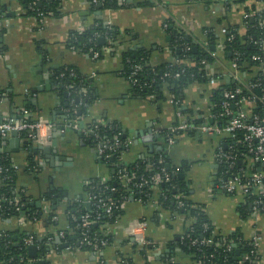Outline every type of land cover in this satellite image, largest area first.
Wrapping results in <instances>:
<instances>
[{
    "label": "crops",
    "instance_id": "crops-1",
    "mask_svg": "<svg viewBox=\"0 0 264 264\" xmlns=\"http://www.w3.org/2000/svg\"><path fill=\"white\" fill-rule=\"evenodd\" d=\"M253 1L231 2L227 8L222 0H126L124 6L101 9L92 6L89 0H63L59 14L50 13L39 21L26 14L18 0H0V122L15 114L19 116L23 108L32 112V118L42 116L52 123L51 141L45 144L54 149L50 155L40 151L33 154L20 134L17 151L0 152L10 156L17 174L16 186L28 198V210L39 211L35 219L27 218L26 214L0 216V233L10 232L14 240L21 233L34 235L43 242V248L36 244V258L29 256L26 246L27 264H36L40 259L45 264H197L180 240L189 218L173 216L168 210L158 211L131 198L121 204L117 221L100 224V232L112 236L109 245L99 251L80 246L67 217L68 205L78 199L84 204L86 184L94 179L107 182L113 170L99 159L96 146L87 140L88 136H83L80 130L60 128L69 119L72 100H68V86L56 74L58 68L74 69L87 80L92 100L77 121L82 120L84 126L115 122L124 132L125 140H130L120 154V165L164 151L170 166L176 168L175 174L186 184L183 197L203 210L222 238L238 233L249 239L258 233L259 259L264 264V216L241 217L237 210L243 200L241 195H231L215 187L220 164L215 161L214 152L229 136L188 133L167 145L158 132L173 126L181 117H200L202 122L212 123V92L230 82L237 85L243 81L247 73L232 69L225 54L227 37L223 29L235 25L243 34L244 14ZM256 4L264 10V1ZM169 20L201 43L205 42L206 28L214 31L215 44L208 52L216 54L204 65V72L211 78L205 76V82L185 85L177 98L171 89L174 84L169 88L163 85L161 98L139 96L121 74L122 54L144 48L150 52L152 66L172 63L171 38L163 26ZM98 22L116 29L114 38L103 37V43L97 41L101 46L100 57L93 58L68 47L71 31H81ZM183 63L190 64L191 60ZM43 131L48 132L46 127ZM11 139L8 135L0 139V149L9 146ZM29 160L35 164L32 170L28 168ZM182 164L184 169L180 171ZM49 192L52 198L45 196ZM35 202L40 205L36 206ZM140 219L147 221L144 229L136 224ZM48 235H52L49 242ZM55 236L59 237V243L54 241ZM142 237L154 242L155 249L148 251L139 246L137 242ZM65 243L68 245H60Z\"/></svg>",
    "mask_w": 264,
    "mask_h": 264
},
{
    "label": "trees",
    "instance_id": "trees-1",
    "mask_svg": "<svg viewBox=\"0 0 264 264\" xmlns=\"http://www.w3.org/2000/svg\"><path fill=\"white\" fill-rule=\"evenodd\" d=\"M22 3L23 7L25 8V12L28 15H32L39 19L41 16L37 15V12H42L43 16H46L50 13L55 15L59 14L61 4L63 0H18ZM35 1V10L31 9V3ZM90 1V0H89ZM260 1V0H257ZM253 1L250 4V9L248 7L246 10L249 12L251 10L258 9L260 11L261 17L264 19V10L263 8H257V2ZM262 1V0H261ZM208 2V1H207ZM232 2H242V0H234ZM126 0L123 3H119L118 0H98L97 3H90L95 8L100 6L101 9H108V8H116L118 6L126 5ZM231 3V2H230ZM230 3H227L225 6L227 8L230 7ZM257 16H248L244 19L245 23V31L242 34L239 31L238 26H228L226 37L227 40L225 41V54L226 56L233 61L235 54L234 52L238 53V58L236 59L237 62V69L239 71H243L246 74L243 81H251L252 83L256 81H260L261 86L260 89L264 87V26L258 25ZM165 31L169 34L170 40V47L174 53V59H180V62L177 64L173 63H164L157 66H152L150 64V52L144 48L140 49H133V50H126L122 54L123 60V67L121 74L125 76L127 79L129 78L130 70L129 65L133 63L141 64L142 68L137 74L135 78L137 79V84L131 86V88L136 92L137 95L145 97L150 95L158 96L159 98L162 97L161 95V88L164 84L167 85L169 88L172 84L174 86L171 88L174 97L177 98V94L179 90L188 85L191 82H205L207 78L205 77L204 72V65L200 63L202 59L205 60L206 63L211 62L213 59L209 55L208 50L210 47L214 46L216 35L212 29L206 28L205 31V42H199L198 40L192 38L191 36H187L184 31L179 30L174 24L169 20L167 21V26L165 27ZM116 34V29L109 26L104 25L102 22H98L97 24L90 25L85 27L81 31H71L68 37V47L71 44L74 45V49L80 50L82 52L88 53V49L93 47L94 49L98 50L101 55V46L98 45L97 40L100 37H105L112 39ZM71 36H75L76 40L73 41ZM231 37L228 39V37ZM189 45V50H184L183 46ZM193 47H196V51H193ZM99 55V57H100ZM253 55H257L260 59H252ZM185 60H191L190 64L183 63ZM183 70L181 75L178 78L173 77H166L164 76L165 72H175ZM74 74L71 75L70 72ZM256 71V72H255ZM63 73V76L60 77L62 83L68 86V100L69 102L72 100L73 102L76 101V97H78V92L82 87H85L86 92L81 97V104L72 109L69 105L68 107V116L71 119L78 118L83 110L85 109L86 105L89 104L92 100V97L89 93V89L87 88V80L84 79L76 70L71 68H58L56 74L59 75ZM236 83H229L219 87L211 94V101L214 104L212 114L214 117L211 118L214 122L217 123H224L220 118H215L217 114L220 112V102L223 99L222 91L227 89H234ZM170 89V90H171ZM247 90L243 88V91L240 95L246 94ZM253 92L256 93V89H252ZM79 98V97H78ZM78 110H80V114H78ZM254 112H262V108L258 105L253 108ZM195 123H199L203 121V118L197 117L193 119ZM101 132H105L109 137H112L114 134L118 135V138L121 141L125 140L124 132L121 130L119 125L115 122H111L108 124H104L100 126ZM165 131L161 132V136ZM81 133V132H80ZM190 135H194L193 132H189ZM83 135V133H81ZM26 133H22L21 137L24 139L26 137ZM84 136V135H83ZM86 137V136H85ZM244 131L237 130L233 136L226 137L223 139L225 143L221 147L226 150H230L238 156V159H243L244 161L238 160L235 163V167L232 170H228L225 166L220 165V168L217 172L218 177H226L230 176L234 172H237L240 169H244L247 167V160H246V146L244 142ZM87 140L96 146V143L93 142L92 137H86ZM25 147L29 148L31 146V142L24 139ZM124 147L119 148V152L121 153ZM119 153V154H120ZM163 159L161 163L158 162L159 159ZM105 164L113 170V173L110 176V179L107 182H102L101 180L94 179L90 181V183L86 184L87 187L89 185L94 186V191L99 193L101 196L105 198H110L117 202L118 206L120 203L125 200H129L130 198L126 196L125 188L122 184L119 183L117 178V171L119 168L123 167L119 164V156L117 154H113L111 158L105 161ZM152 164V166H149ZM0 166L2 168H7V172L0 173V204L2 206V218H9L11 216H19L20 214H26L27 218L32 219L33 213L36 212L35 216L39 217V211H33V209H29V201L26 195H24L21 191H19L18 187L16 186V178L17 174L15 169L12 166V162L10 156L5 153H0ZM35 164L29 160V169H33ZM129 172H135L136 174L140 175L143 174L149 180L150 176L159 172L160 168H165L167 172L170 173V180L160 183L159 191L160 195L158 197L160 209L168 210L170 212H177L178 214H182L185 217H193L194 221L192 223V236H205L211 237L213 242L225 241L228 242L230 245L237 244V246L242 247L241 254L248 253V246L246 245L245 240H238L237 238H242L240 234L233 233L228 235L225 238H222L219 234H211L213 226L211 225L210 221L208 220L207 216L203 212L200 207H196L190 203L184 196L186 192V184L182 178H179L175 174V167L172 168L169 163L168 155L164 151H160L158 153L153 154L151 157L146 159H138L130 164L125 165ZM182 168L184 169V164H182ZM5 175H9L5 177ZM174 185V187H173ZM85 186V188H86ZM148 186L138 194L142 198L143 201L147 202L151 200V192L147 190ZM53 193V192H52ZM149 193V194H148ZM177 193H181L183 196L181 199L184 202V206L177 207V199L175 198ZM18 197V202L12 201L15 197ZM47 198H50L52 195L51 193H47L45 195ZM124 197L125 199H122ZM52 198V197H51ZM250 199L246 200L243 204H239L237 206V210L241 217L246 218L251 209H250ZM22 204L21 209L19 211H15L14 208ZM85 212H89L93 214L90 210L82 203L81 199H78L76 202H71L67 208V217L70 220L72 226L77 223L76 221L72 220V217L75 216L79 218L81 214ZM94 215V214H93ZM120 215V208L116 210L115 214L111 218H107L106 216H101L99 219L95 220L91 224V231L95 234L97 238L102 237V232H100L99 227L100 224L104 222H113V220ZM204 227H208L206 230ZM77 240L79 237V232L75 229ZM24 233H21L16 240L13 239V234L10 232H3L0 233V263L1 264H25L26 260V245L24 243V239L28 237ZM109 240L111 241L112 236L107 235ZM35 243L39 244L41 248H43V242L38 241L35 239ZM81 247L85 249H91L89 245L80 244ZM187 251L189 255L195 260V255L197 256L195 250L189 247L186 244ZM92 250V249H91ZM205 252L214 255V259L216 262L223 264L224 261L230 264H238L237 261L239 257L234 255L231 251L225 250L223 247H215L214 245L205 247ZM21 258L25 260L22 262ZM102 264V263H101ZM242 264H254L253 258L246 259L242 262Z\"/></svg>",
    "mask_w": 264,
    "mask_h": 264
},
{
    "label": "built area",
    "instance_id": "built-area-1",
    "mask_svg": "<svg viewBox=\"0 0 264 264\" xmlns=\"http://www.w3.org/2000/svg\"><path fill=\"white\" fill-rule=\"evenodd\" d=\"M123 3L125 0H118ZM193 1V0H190ZM201 2H206L209 0H197ZM223 2L230 3L234 0H222ZM261 1V0H260ZM264 1V0H262ZM90 3H97L98 0H90ZM35 1L31 3V9L35 10ZM234 3V2H232ZM43 13L38 11L37 15L41 17L38 19L42 21L45 17L42 15ZM257 16L258 25L264 26V19L261 17L260 11L258 9L251 10L248 13L244 14V18L248 16ZM35 17V16H34ZM37 18V17H35ZM164 28L167 26V23L164 22ZM223 32H227V29H223ZM72 40L75 41L76 37L71 36ZM231 37L229 36L228 39ZM71 49H74V45L71 44ZM184 50H189V45L183 46ZM210 56H215V52H208ZM88 54L93 58H98L100 52L93 47L88 49ZM235 57L233 61H231L232 69L237 68L236 59L238 58V53L234 52ZM252 59H260L259 56L253 55ZM180 62V59L175 58L172 63L177 64ZM201 64L206 65L204 59L200 61ZM142 66L139 63H133L129 65V78L128 81L131 86L137 84V79L135 75L137 72L141 70ZM264 70V68H263ZM183 71V70H182ZM181 70L175 72H165L164 76L178 78L181 73ZM256 72V71H255ZM71 75L74 73L71 71ZM58 77H62L63 73L57 75ZM207 78H211L210 74L205 73ZM210 76V77H209ZM236 77V75H233ZM260 81H256L252 83L251 81H240L239 84L235 86V88L227 89L225 88L222 91L223 99L220 102V112L217 114L215 118H220L224 123L217 122H199L195 123L193 119L182 118L181 113L177 112V116L181 117L178 122H176L173 126L166 128L164 130H159V135L162 131H165L163 134L164 141L167 145H171L174 143L177 136L182 134H188L189 132H193L195 135L201 134H227L229 137L233 138L235 132L237 130L244 131V142L246 146V160L247 167L234 172L230 176H226L224 178L217 177L215 187L220 190L225 191L228 194L234 195L239 194L243 198V204L246 200L250 199V213L253 215H262L264 216V87L261 89ZM245 88L247 91L246 94L240 95L237 97ZM256 89V93L252 91V89ZM86 89L82 87L78 92V100L70 102V106L72 109L77 108L81 104V97L85 94ZM260 106L262 108V112H254L253 108L256 106ZM19 116L15 114L14 116L9 117L8 119L0 122V139H4L10 130L15 129L21 135L22 133H26L25 140L31 142V145L36 144H48L51 141V137L49 134L50 127L52 123L49 122L46 118L42 116L31 117V111L28 109L21 108L19 110ZM212 118L214 117L213 115ZM68 125L71 128L79 129L84 135L88 137H92L93 142L96 143V151L99 159L105 163L106 160L111 158L113 154H117L120 157L119 148L126 147L129 145L130 140L121 141L118 138L117 134H114L112 137H109L105 132H101L100 126L104 124L95 123L90 126H83L82 128L78 127V121L76 119L69 118ZM47 128L48 132H44L43 129ZM120 153V154H119ZM215 161L225 166L228 170H232L235 167V163L240 160L244 161V158L238 159V156L230 150L223 149L221 146L217 147L214 152ZM163 159H159L158 162L161 163ZM152 166V164H149ZM249 166V167H248ZM15 169V167L13 166ZM249 168V170H248ZM7 172V168H2L0 166V173ZM9 175H5L8 177ZM117 178L119 183L125 188L126 196L133 200H137L143 204H147L155 207L158 211H163L160 209L158 197L160 195L159 185L162 182L170 180V173L165 170V168H160L159 172H156L150 179L148 180L146 176L143 174H136L135 172H129L128 169L123 166L117 171ZM148 186L147 190H149L152 194L150 201H143L138 194ZM174 187V185H173ZM175 188V187H174ZM149 194V193H148ZM85 203L87 205V210L93 212V214L89 212H85L81 214L79 218L75 216L72 217L73 221L77 220V223L73 226L74 229H77L79 232L78 243L89 245L93 251H99L102 247H105L110 244V240L107 235H110L106 232L102 233V237L97 238L94 233L91 231V224L99 219L101 216H106L107 218H111L116 210H118L123 202L118 206L117 202L101 196L99 193L94 191V186L89 185L85 188ZM183 195L181 193H177L175 198L177 199V207L184 206V202L181 199ZM122 199H125L122 197ZM19 198L16 196L12 201L18 202ZM22 204L16 206L14 208L15 211H19L21 209ZM2 212V206L0 204V216ZM172 213V212H171ZM36 212L33 213L32 219H35ZM173 216H181L185 217L182 214H178L177 212H173ZM56 218L55 215L52 216L54 220ZM187 217H185L186 219ZM118 217H116L113 222L117 221ZM194 221L193 217H189L186 222V228L180 236L181 242L187 244L189 247L193 248L197 254L195 255V261L197 264H220L215 261L214 255L212 253L208 254L205 252V247L214 245L215 247H223L227 251H231L234 255L239 257L237 263L242 264V262L246 259L253 258L254 264H260L259 259V240L260 236L258 233L253 234L251 238H237L238 240H245L246 245L248 246V253L241 254L242 247L237 246L240 252L239 254L234 253V248L228 242L221 241L213 242L212 236H192V223ZM111 222V223H113ZM103 225L109 224V222L102 223ZM136 224L138 227L145 228L147 225V221L145 219L136 220ZM208 227H204L206 230ZM59 235H63V231L58 230ZM211 234H217L214 228L211 231ZM36 237L34 235H29L24 239V243L26 246L35 244ZM52 239V235L47 236L48 242ZM137 244L141 247L147 248V250L155 249V243L152 242L149 238L142 237ZM237 245V244H236ZM25 259L21 258L23 262ZM29 260H25V264H27ZM1 264V263H0ZM223 264H230L224 261Z\"/></svg>",
    "mask_w": 264,
    "mask_h": 264
},
{
    "label": "water",
    "instance_id": "water-1",
    "mask_svg": "<svg viewBox=\"0 0 264 264\" xmlns=\"http://www.w3.org/2000/svg\"><path fill=\"white\" fill-rule=\"evenodd\" d=\"M98 42L100 43H103L104 42V39L103 37H100L98 38L97 40ZM211 49H213V47H211ZM193 51H196V47H193ZM76 101L78 100V97L75 98ZM78 114H80V110L77 111ZM68 119L67 116H65V119ZM84 126V123L82 120H79L78 121V127L79 128H82ZM68 127L70 130H73L75 132H79V129H75V128H71L69 125H68V121L67 123H65V125H62L60 126V128L62 130H65V128ZM8 136L10 138H12L10 140V145L9 146H4L3 148L0 149V152H11V151H17L18 150V145H19V133L17 130L15 129H12L9 131L8 133ZM6 138V137H5ZM4 138V139H5ZM51 139V138H50ZM53 140V139H52ZM55 143V141H53V144ZM29 150L33 153V154H36L37 152H41L43 153L44 155H50V152L51 151H54V149H51L50 146H47V145H43V144H36V145H33L31 147H29ZM61 159H64L63 157H61ZM179 176V175H178ZM181 176V175H180ZM63 195H66L65 192H63ZM36 206H39L40 203L39 202H35ZM31 205H34V203L32 202ZM54 241L55 242H60V239L58 236H55L54 238ZM60 245H68V244H60ZM233 248H234V253L235 254H239L240 250L239 248H237V245L236 244H232ZM27 251L29 253V256L32 257V258H36L37 257V250H36V245L35 244H32V245H28L27 246ZM36 264H45V260L44 259H40V260H37Z\"/></svg>",
    "mask_w": 264,
    "mask_h": 264
}]
</instances>
